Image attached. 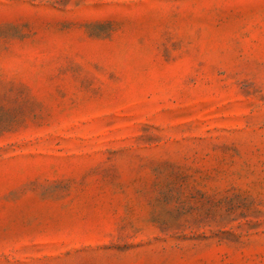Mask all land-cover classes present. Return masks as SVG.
<instances>
[{
	"label": "rangeland",
	"instance_id": "rangeland-1",
	"mask_svg": "<svg viewBox=\"0 0 264 264\" xmlns=\"http://www.w3.org/2000/svg\"><path fill=\"white\" fill-rule=\"evenodd\" d=\"M0 264H264V0H0Z\"/></svg>",
	"mask_w": 264,
	"mask_h": 264
}]
</instances>
